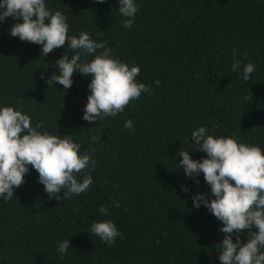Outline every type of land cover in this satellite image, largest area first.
<instances>
[{"label":"trees","instance_id":"16d2710c","mask_svg":"<svg viewBox=\"0 0 264 264\" xmlns=\"http://www.w3.org/2000/svg\"><path fill=\"white\" fill-rule=\"evenodd\" d=\"M135 2L139 12L125 29L118 0H46L66 15L70 36L87 31L106 41L115 57L140 67L137 81L151 86L122 113L93 122L83 119L90 75L74 72L67 90L47 85L59 72L55 61L73 54L67 44L43 56L38 44L10 35L18 20L0 22V106L71 135L96 161L90 191L64 200L50 198L29 165L15 196L0 197V264H221L222 222L192 200L197 192L211 196L210 186L202 172L184 175L179 150L206 157L191 141L200 126L264 150V0ZM249 62L255 71L245 82ZM128 120L132 129L124 127ZM102 205L107 217L98 212ZM103 219L123 234L111 246L90 230ZM240 236L245 242L246 232ZM64 239L72 248L62 257L57 246Z\"/></svg>","mask_w":264,"mask_h":264},{"label":"clouds","instance_id":"9594fccd","mask_svg":"<svg viewBox=\"0 0 264 264\" xmlns=\"http://www.w3.org/2000/svg\"><path fill=\"white\" fill-rule=\"evenodd\" d=\"M118 3V11L125 17L123 27L129 29L139 8L135 0H118ZM9 17L18 20L10 26V35L38 44L43 56L66 44L73 51L71 57L63 54L55 61L59 72L51 74L47 85L55 86L59 82L67 90L74 72L90 75L84 120L115 117L142 93L151 94L150 85L137 81L139 66L122 62L106 46V41L94 39L87 31L70 36L66 15L50 9L46 0H0V22ZM240 67L234 52L231 70L237 72ZM254 71L253 63L245 64L241 79L247 82ZM155 84L159 86L160 81L156 80ZM251 99L252 94L244 97L245 101ZM124 127L132 129L133 121H126ZM100 136L90 137V142L95 143ZM191 141L198 145L195 150L206 153V157L196 160L190 157L189 150L180 149L179 167L182 165L184 175L189 178L202 172L210 186L211 196L197 192L192 200L195 208L203 205L222 222L219 231L224 237L219 242L218 256L221 264H264V150L256 144L241 142L235 135L213 136L205 126L191 132ZM95 164L92 153L82 152L81 144L71 135L45 130L42 122L33 126L31 117L22 110L12 105L0 106V197L3 199L11 200L15 196L14 188L25 183L29 165L38 173V181L50 198L70 199L90 191L93 184L90 173L95 171ZM181 190L187 192L188 188L182 185ZM98 212L107 217L109 208L102 205ZM90 230L108 246L116 242V237L123 238L111 219L93 222ZM244 232L247 239L242 243L240 234ZM232 234H236L235 242ZM69 248H72L69 240L64 239L58 243L57 251L63 257Z\"/></svg>","mask_w":264,"mask_h":264}]
</instances>
